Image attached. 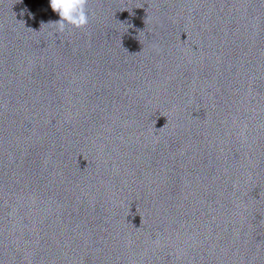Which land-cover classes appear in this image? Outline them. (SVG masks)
Returning a JSON list of instances; mask_svg holds the SVG:
<instances>
[{
    "label": "water",
    "instance_id": "water-1",
    "mask_svg": "<svg viewBox=\"0 0 264 264\" xmlns=\"http://www.w3.org/2000/svg\"><path fill=\"white\" fill-rule=\"evenodd\" d=\"M0 0V195L221 264H264V0Z\"/></svg>",
    "mask_w": 264,
    "mask_h": 264
},
{
    "label": "clouds",
    "instance_id": "clouds-1",
    "mask_svg": "<svg viewBox=\"0 0 264 264\" xmlns=\"http://www.w3.org/2000/svg\"><path fill=\"white\" fill-rule=\"evenodd\" d=\"M89 0H50L51 9L57 13L60 20L53 23L59 32H64L68 26L84 29L90 23L88 13Z\"/></svg>",
    "mask_w": 264,
    "mask_h": 264
}]
</instances>
